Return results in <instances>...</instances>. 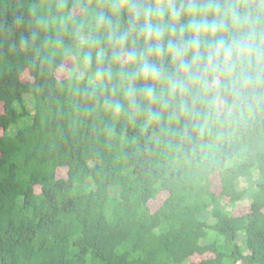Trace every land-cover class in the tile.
<instances>
[{
  "label": "trees",
  "instance_id": "trees-1",
  "mask_svg": "<svg viewBox=\"0 0 264 264\" xmlns=\"http://www.w3.org/2000/svg\"><path fill=\"white\" fill-rule=\"evenodd\" d=\"M61 12L85 9L0 0V264H264V146L201 166L90 110L73 59L42 66L40 21Z\"/></svg>",
  "mask_w": 264,
  "mask_h": 264
},
{
  "label": "clouds",
  "instance_id": "clouds-1",
  "mask_svg": "<svg viewBox=\"0 0 264 264\" xmlns=\"http://www.w3.org/2000/svg\"><path fill=\"white\" fill-rule=\"evenodd\" d=\"M83 16L45 18L90 110L160 130L179 159L208 166L264 146V0H80ZM63 9V2L57 5ZM35 38V34L34 37ZM27 44V41H24Z\"/></svg>",
  "mask_w": 264,
  "mask_h": 264
},
{
  "label": "rangeland",
  "instance_id": "rangeland-1",
  "mask_svg": "<svg viewBox=\"0 0 264 264\" xmlns=\"http://www.w3.org/2000/svg\"><path fill=\"white\" fill-rule=\"evenodd\" d=\"M247 185H248V181L247 180H245V179H241L240 180V186L241 187H246ZM247 202H248L247 199H245V200H243L242 203L245 205V204H247Z\"/></svg>",
  "mask_w": 264,
  "mask_h": 264
}]
</instances>
